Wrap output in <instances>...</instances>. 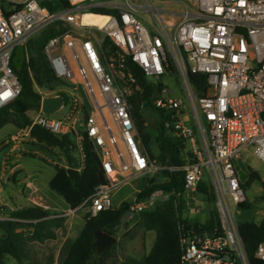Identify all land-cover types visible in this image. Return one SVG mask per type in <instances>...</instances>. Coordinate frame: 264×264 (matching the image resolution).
Wrapping results in <instances>:
<instances>
[{"label": "built area", "instance_id": "2783aa9c", "mask_svg": "<svg viewBox=\"0 0 264 264\" xmlns=\"http://www.w3.org/2000/svg\"><path fill=\"white\" fill-rule=\"evenodd\" d=\"M0 1V109L13 104L21 91L12 69L17 46L24 47L25 59L27 41L53 24L63 29L43 49L53 75L79 84L88 98L80 120L72 113L77 104L71 92H39V110L25 131L34 142L29 135L33 125L67 136L78 155L77 172L86 138L107 180L76 208L54 217L78 212L93 217L112 210V196L128 184V175L181 171L186 193L196 194L201 181L211 186L220 222L218 235L191 228L182 236L181 264H236L231 255L246 264L236 221L246 196L235 162L251 152L264 163V0H67L69 7L54 13L38 0ZM91 8L101 12L90 13ZM88 14L100 20L84 19ZM127 58L146 78L159 80L176 70L182 98L173 97L161 82L153 107L171 113L164 126L181 144L183 166H157L141 147L130 102L139 88L133 89L135 78L124 73ZM189 74L206 76L204 96L197 95ZM59 91L69 98L60 110L67 107L68 112L52 119L41 112V102L60 96ZM166 198L156 192L146 200L134 199L124 220ZM255 257L264 262V242Z\"/></svg>", "mask_w": 264, "mask_h": 264}, {"label": "trees", "instance_id": "16d2710c", "mask_svg": "<svg viewBox=\"0 0 264 264\" xmlns=\"http://www.w3.org/2000/svg\"><path fill=\"white\" fill-rule=\"evenodd\" d=\"M40 5L50 13L69 7L67 0H38ZM2 7V2L0 1ZM90 13H100L101 10L91 8ZM63 29L60 24H53L38 35L34 36L25 44V59L19 69L12 65L21 86V91L13 104L0 109V129L9 124L14 125L19 130L26 131L31 124V119L27 112L39 110L41 95L35 87H41L48 91L55 88L66 87L64 81L54 77L50 64L44 54V46L47 41L59 34ZM124 73L131 74L135 78L132 85L134 89L130 102L136 127L144 133L145 122L142 111L144 108L153 111L156 119L154 122V140L158 145L159 155L157 160L163 166L181 167L185 164V155L181 150L180 142L172 136L166 134L164 124L169 120L170 112L156 109L152 102L158 97L157 84L150 82L144 73L133 64L130 59L124 62ZM189 80L195 92L199 96H204L207 92L206 76L202 74H189ZM65 104L68 103V96L65 92L59 91ZM87 114L88 109L83 110ZM61 139L65 143V148L60 150L64 158L63 165H54V174L48 181L49 188L57 193L69 206L76 208L83 200L91 196L96 187L107 183L105 175L100 167V162L94 153L90 142L83 140V165L78 171L74 180L66 173L67 168L77 169L78 165L70 150V141L67 136ZM44 143L48 147L54 146ZM147 154L151 156V153ZM165 177L164 182H155L149 179L146 187L136 194L135 199L142 201L148 199L156 192L167 194L165 200H159L133 220H138L145 232L153 231L155 238L150 251L144 256L143 264H181V238L184 234H189L194 228L199 234H220V222L215 206L209 211L208 222L189 223L180 218L181 209L185 205L183 199L186 193L183 187V173L181 171L162 170ZM260 181L259 175L250 171L245 184ZM203 201L215 203V197L211 186L201 181L196 190ZM132 201H124L118 208L105 210L97 213L93 217L84 216V227L72 242L63 264H116L114 260L116 240L107 247L100 255H96V250L91 246V239L96 231H101L113 237H117V231L122 224H127L133 220H124V216ZM241 208L248 209L250 205L246 202L240 205ZM56 215L49 210L44 211L38 206H28L13 211L10 219L0 220V264H6V258H12L17 264H54V251L47 256L40 258L31 257V245L43 244L45 241L56 240L55 229L62 227L64 218L50 217ZM20 221H25L24 223ZM32 228L28 230L19 229ZM216 230V231H215ZM238 234L243 245L246 264H264L263 261L255 257L258 244L264 242V215L260 223L244 221L238 222ZM236 264H240L233 255Z\"/></svg>", "mask_w": 264, "mask_h": 264}, {"label": "rangeland", "instance_id": "374dc122", "mask_svg": "<svg viewBox=\"0 0 264 264\" xmlns=\"http://www.w3.org/2000/svg\"><path fill=\"white\" fill-rule=\"evenodd\" d=\"M71 65L74 67V62L70 55H68ZM150 82H162L165 87L172 91L173 97L182 98L183 90L180 84L178 74L174 68L170 70L166 75L156 80L153 77L147 78ZM66 87L55 88L53 91H48L41 87H35V90L41 94L49 92H57L58 90H67L71 92L76 99V106L73 110V116L82 120L83 110L88 109V98L85 91L79 84H72L65 82ZM157 94H161V90L157 91ZM160 97V95H158ZM154 101V100H153ZM153 105V102H152ZM38 111L31 110L27 112L28 117L33 120ZM68 112V108L64 107L51 116L52 119H61ZM146 133L149 138H145V134H139L140 129L136 127L138 137L140 139L141 147L148 150L151 153V160L155 162L157 166H163L157 160L159 155L158 145L154 140V122L155 115L153 111L144 108L142 111ZM168 134V133H166ZM169 135V134H168ZM170 136V135H169ZM71 153L75 158H78L77 153L70 148ZM63 165L64 158L60 153V150L56 147H48L44 143L31 141L25 136V131L19 130L14 125L9 124L0 129V198L8 203L12 207H19L24 205L25 199L29 192L33 189L34 195L39 197L44 204L49 208H55L58 210L67 211L68 206L65 201L48 186V181L54 174V165ZM235 168L238 173L239 180L245 184L250 171H254L259 175L260 181H254L250 184H246L243 189L246 196V202L250 205L248 209L239 207L237 209L236 221L237 222H255L259 223L264 215V163L252 155L251 152H245L242 157L235 162ZM129 178L128 185L122 187L115 195L113 199V206H117L120 200H129L133 196L136 197V191H141L146 187L149 179H154L155 182H164L165 177L162 171L156 173L143 175V176H127ZM185 201L184 207L181 209L180 218L182 220L194 221L195 223H205L209 219V211L215 205H211L208 202L203 201L199 194L185 193L183 197ZM189 201V204H188ZM188 205L190 207H188ZM75 215H79L84 220V213L78 212ZM193 222V223H194ZM130 227L125 232H132L134 235L140 232H145L141 227L138 220L130 221ZM123 227H125L123 225ZM121 227H119V232ZM79 232H56V240L45 241L43 244L31 245V257L40 258L51 254V252L57 248L65 239L66 243L63 247V253L66 255L72 239H74ZM151 237L150 246L153 243L155 233L150 231ZM148 236L143 237V243L141 250L148 251L147 248ZM127 238L121 237L117 240L115 246L114 260L116 264L119 259L124 256L128 250ZM140 247V246H139ZM140 250V251H141ZM131 256V255H129ZM129 261V259H128ZM6 264H16V261L12 258H6ZM110 264V263H109ZM124 264H128L125 262Z\"/></svg>", "mask_w": 264, "mask_h": 264}, {"label": "crops", "instance_id": "0c3cea01", "mask_svg": "<svg viewBox=\"0 0 264 264\" xmlns=\"http://www.w3.org/2000/svg\"><path fill=\"white\" fill-rule=\"evenodd\" d=\"M143 150H145V149L143 148ZM145 152L147 153L146 150H145ZM130 177H133V176L130 175ZM127 185H125V186H127ZM118 191H116L113 194V196H112V205H113L114 195ZM139 192L140 191H136L135 195L137 193H139ZM24 199H25V202H26L24 205L19 206V207H12V206H10L8 203L4 202L0 198V219L1 220L10 219V214L13 211L21 209V208L28 207V206H31V205L41 207L44 211L49 210L51 212H55L56 215L58 213H60V212H66L64 210H58V209H55V208H49V206L44 204L43 201L39 197L34 195L33 189L29 192V194L26 197H24ZM134 199H135V196H133L129 200H124V199L120 200L118 202L117 206H115V207L113 206V208H118L121 205V203H123L124 201H133ZM188 204H189V201H188ZM188 207H190V206L188 205ZM68 209H70L69 206H68ZM54 216L55 215H52L50 217H54ZM20 222L24 223L25 221H20ZM193 222L189 221V223H193ZM256 224H258V223H256ZM123 225L125 227H123ZM83 227H84V220H82L79 215H72V216H69L67 218H64L63 222H62V227L59 228V229H55L54 232H80ZM120 227H121V229H120L119 232H117V237L115 238L116 242L121 237L125 236V238H127L128 242H131V244L128 245V248H127L128 250L125 252L124 256L119 259L117 264H124L125 262H127L128 264H143L144 256L150 251V249L152 247V245L150 246V242H151V237L149 236L150 232H140L139 234H136V235H134L132 232H125L130 227V223L129 222L127 224H122ZM20 230H23V231L24 230L25 231L28 230V232H31L32 228L19 229V231ZM145 235L148 236L147 248L150 246L146 253H145L146 249L145 250H141V245L143 243V237ZM75 238L72 239V240L74 241ZM154 238H155V235H154ZM65 243H66V239L59 246H57V248L55 249V251H54V264H63V262H64V260H65V258L67 256V253H68V251H67L66 255H64V253H63V247H64ZM71 244H70V246H71ZM70 246H69V248H70ZM69 248H68V250H69ZM129 255H131V256H129ZM128 259H129V261H128Z\"/></svg>", "mask_w": 264, "mask_h": 264}, {"label": "water", "instance_id": "95a60500", "mask_svg": "<svg viewBox=\"0 0 264 264\" xmlns=\"http://www.w3.org/2000/svg\"><path fill=\"white\" fill-rule=\"evenodd\" d=\"M23 60L24 47L22 45H19L15 50L12 64L16 69H19L23 63ZM162 85L163 84L161 82L157 84L158 92L161 89ZM63 104L64 100L61 96L45 97L42 99L40 110L44 115L52 116L60 110ZM29 135L34 139L50 144L59 150H63L65 148V143L61 138L37 125L31 126V128L29 129ZM66 173L72 180H74L78 174V172L72 168H67ZM114 241L115 237L101 231H96L91 239V246L96 250V255H100Z\"/></svg>", "mask_w": 264, "mask_h": 264}, {"label": "bare ground", "instance_id": "6f19581e", "mask_svg": "<svg viewBox=\"0 0 264 264\" xmlns=\"http://www.w3.org/2000/svg\"><path fill=\"white\" fill-rule=\"evenodd\" d=\"M84 19H86V20H88V21H90V22H98V21L100 20L99 17L94 16V15H90V14L86 15V16L84 17Z\"/></svg>", "mask_w": 264, "mask_h": 264}, {"label": "snow or ice", "instance_id": "6c2138e0", "mask_svg": "<svg viewBox=\"0 0 264 264\" xmlns=\"http://www.w3.org/2000/svg\"><path fill=\"white\" fill-rule=\"evenodd\" d=\"M7 95V94H6Z\"/></svg>", "mask_w": 264, "mask_h": 264}]
</instances>
